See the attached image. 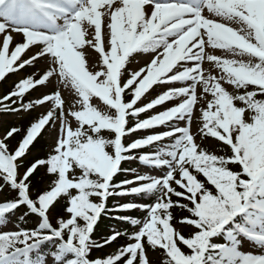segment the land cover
I'll return each instance as SVG.
<instances>
[{
	"label": "snow or ice",
	"instance_id": "snow-or-ice-1",
	"mask_svg": "<svg viewBox=\"0 0 264 264\" xmlns=\"http://www.w3.org/2000/svg\"><path fill=\"white\" fill-rule=\"evenodd\" d=\"M139 53L150 59L130 68ZM41 60L0 98V113L47 109L0 137V225L36 221L0 228V264H151L150 250L162 264H264V0H0V81ZM38 86L53 90L25 103ZM41 169L50 180L33 193ZM131 210L143 220L111 218L136 230L94 238L102 216Z\"/></svg>",
	"mask_w": 264,
	"mask_h": 264
},
{
	"label": "trees",
	"instance_id": "trees-1",
	"mask_svg": "<svg viewBox=\"0 0 264 264\" xmlns=\"http://www.w3.org/2000/svg\"><path fill=\"white\" fill-rule=\"evenodd\" d=\"M34 69H30V68H26L25 70H21L20 73H18L19 75H23V77H26L28 75H31ZM17 81V76H14L13 74L9 75V77L6 79V81H3L2 83V87H3V93L6 94L8 91L12 90L14 87V84ZM29 98L27 96H25L24 98V102L27 103L29 102ZM1 115H3V113H1ZM37 118V115L33 112H31L29 115L25 116L24 118H21L17 121H9L6 123V126L3 127V131H6L8 128L12 127V126H16V127H20L21 129L26 128L30 122L34 121ZM43 138L39 139V143L36 144L35 147V156L38 157H44L48 152H49V144L47 143L46 139H45V133H42ZM21 139L20 135H16L15 139H11L9 141L10 145L12 147H15L17 142ZM213 142V144L210 142ZM204 147H206L208 150L210 151H214L217 154H224V152L226 151V146H223L220 144V142H217L215 140H213L212 138H208L207 142H205L203 144ZM34 159L33 156H29L28 160L25 161V163H28L29 161H32ZM122 167L125 168H135L136 166L131 165L129 162H124ZM129 173H120L115 177V182H120L123 179L129 178ZM202 179V177H201ZM50 177L46 176L43 173V170H40V175H38L36 177V180L34 181V185L35 187L33 188V193H35L37 190H43L45 187V184L47 185V183L49 182ZM5 195H11L10 193H5ZM174 200L177 198H173ZM117 203L116 200H113L112 198L109 200L108 202V206L112 207L114 206V204ZM174 216H176L177 218L182 217L183 215H186V213L183 210L180 209H174ZM21 213H18V215H20ZM61 212L59 209H57V212L53 214L54 218H56L57 215H60ZM115 215H129L132 216L133 218H138L143 220L144 217V213H142L139 210H131L127 213H112L110 214V216H102L97 224V226L95 227V231H94V238H96L97 240H101L110 235L111 231L113 229H120L121 231H128L129 233H131L134 230V226H132L130 223H126L123 221H117L111 217H114ZM34 222V219H26L25 221L21 222V221H16L17 225L19 227H24V228H29V224L32 225ZM53 223H55L52 220ZM125 243L124 239H119L118 242H113L112 245H105L103 248H98V249H94L92 252V256L93 257H103L105 255L111 254L113 253L117 247L122 246ZM148 255L152 258H156L153 261V264H162L163 261V257L161 255V253L159 251H149Z\"/></svg>",
	"mask_w": 264,
	"mask_h": 264
},
{
	"label": "rangeland",
	"instance_id": "rangeland-1",
	"mask_svg": "<svg viewBox=\"0 0 264 264\" xmlns=\"http://www.w3.org/2000/svg\"><path fill=\"white\" fill-rule=\"evenodd\" d=\"M21 39V37L17 36L16 37V40L19 41ZM212 51L214 54L216 55H227L226 53H224L222 50H210ZM89 56L90 58H95V54L94 52L90 51L89 52ZM150 56L151 54H143V53H139V54H136L132 60H131V63L129 65L130 68H133V69H138L139 67L143 66L145 64L146 61H148L150 59ZM46 67V63L45 61L41 60L40 62L36 63L35 67H28L30 69H34L32 74L31 75H34L36 78H39L40 74L43 72L44 68ZM205 67L207 68L208 65L206 64ZM213 71H215L214 69H212ZM14 76H17V81H19V79H21L23 77V75H19L18 73L17 74H13ZM225 87L229 90V91H233V89L231 88L230 85H225ZM53 90L52 86H49L47 88L43 87V86H38L36 89L34 90H31L30 93L26 94V96L30 99V101H33L35 99H38V98H41L45 93H50L51 91ZM62 93H63V96L64 98L66 99V101H71L73 99V96H72V93H71V90L70 89H63L62 88ZM3 96V87L1 86V83H0V98H2ZM151 97H149L150 99ZM46 107L45 106H35L32 110L28 111V112H25V111H21L20 114H12V113H5V115H3L2 117H0V137L3 136V134L5 133V131H3V127L6 126V123L9 122V121H17L21 118H24L25 116L29 115L31 112L35 113L37 115V117L41 114H43L45 111H46ZM159 110V109H158ZM156 111V110H154ZM199 120L195 119L193 120V125H192V131L193 133H195L198 129V125H199ZM134 135H143V133H138V134H134ZM54 136H55V133L52 132V131H46L45 132V139L47 141V143L49 144V149H50V146L53 144L54 142ZM207 139L206 138L202 143L204 144L205 142H207ZM214 140V139H213ZM198 142L199 139H198ZM214 141L210 142V145L211 143L213 144ZM129 162L131 165H134L136 166V170L138 173H147L148 170L145 169L142 165H140L138 163V161H127ZM155 174V173H153ZM133 176V173H129V177L132 178ZM45 188L47 187V185L45 184L44 186ZM128 198H117V201L119 202H125ZM18 215V214H17ZM55 219L54 216L52 217V220L55 222ZM16 221H19L18 219L17 220H13L11 221L10 223H8L6 226H3V225H0V228H3L5 230H10L12 228H15V227H19L16 223ZM30 228H33L36 226V221L34 220L33 224L30 225ZM138 228V226H136ZM177 227H182V226H179L177 225ZM134 230H136L134 228ZM133 230V231H134ZM184 234H187L188 232V228L187 227H183L182 228ZM247 251H253L255 253H257V250L258 248L249 244L247 245L246 249ZM150 261H151V264H153V261L156 259V258H152L150 257ZM50 264V262H49Z\"/></svg>",
	"mask_w": 264,
	"mask_h": 264
},
{
	"label": "bare ground",
	"instance_id": "bare-ground-1",
	"mask_svg": "<svg viewBox=\"0 0 264 264\" xmlns=\"http://www.w3.org/2000/svg\"><path fill=\"white\" fill-rule=\"evenodd\" d=\"M261 251H262V250L258 248V250H257V254H259Z\"/></svg>",
	"mask_w": 264,
	"mask_h": 264
}]
</instances>
